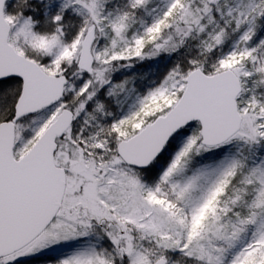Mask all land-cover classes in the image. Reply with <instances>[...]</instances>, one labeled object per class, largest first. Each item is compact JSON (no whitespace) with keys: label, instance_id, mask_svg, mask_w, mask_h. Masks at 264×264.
Returning a JSON list of instances; mask_svg holds the SVG:
<instances>
[{"label":"snow or ice","instance_id":"obj_1","mask_svg":"<svg viewBox=\"0 0 264 264\" xmlns=\"http://www.w3.org/2000/svg\"><path fill=\"white\" fill-rule=\"evenodd\" d=\"M0 264H264V0H0Z\"/></svg>","mask_w":264,"mask_h":264}]
</instances>
